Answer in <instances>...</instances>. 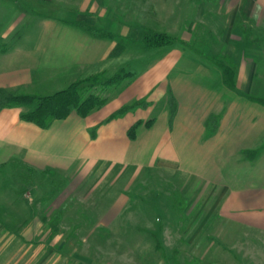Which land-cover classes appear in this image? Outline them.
<instances>
[{"label":"rangeland","instance_id":"rangeland-1","mask_svg":"<svg viewBox=\"0 0 264 264\" xmlns=\"http://www.w3.org/2000/svg\"><path fill=\"white\" fill-rule=\"evenodd\" d=\"M149 3L20 1L15 2L20 12L12 7L5 24L9 22L23 33L36 35L38 28L67 26L63 19H84L134 37H141L144 27L149 26L184 38L195 49L213 56L227 54V40L236 49V58H232L237 86L233 92L240 99L234 102V122L252 123V117H262L264 121L258 105L245 99L248 93L264 96V24L238 16L227 36L225 3L189 0L185 15L172 18H161ZM21 31L13 38H22ZM194 48L179 43L151 50L129 47L121 56H107L100 64H92L84 70V76L101 70L112 75L121 67L135 73L133 80L105 93L106 104L92 116L146 99L154 105L136 111L129 120L156 119L162 110L170 111V93L176 90L180 93L177 108L180 104L186 111L185 118L192 117L187 112L191 102L195 108L209 112L217 101L212 96L220 89L221 69ZM174 77H181L182 82H171ZM149 78L154 86L148 92L143 80ZM59 87H36L32 91L51 94ZM199 117L194 116L196 120ZM246 141L241 147L250 148L247 145L252 142ZM237 143L228 148L235 155L241 148ZM183 149L182 164L188 167L185 171L161 161L158 155L172 154L162 147L150 149L141 158L145 164L158 157L154 164H140L136 171L117 165L53 174L12 166L7 180L12 190L11 206L0 205V264H264L262 250L244 252L241 243L216 238L215 228L202 230L199 210L208 204L201 201L203 189L200 180L194 178L195 148ZM242 162L243 155H236V172L242 171ZM254 164H250L251 169ZM26 177L31 181L26 182ZM185 187L189 195L186 200L180 194Z\"/></svg>","mask_w":264,"mask_h":264},{"label":"crops","instance_id":"crops-1","mask_svg":"<svg viewBox=\"0 0 264 264\" xmlns=\"http://www.w3.org/2000/svg\"><path fill=\"white\" fill-rule=\"evenodd\" d=\"M20 1L27 0H0V38L6 44V49L0 52V88L29 94H44L42 91L33 92L32 89L36 87L49 88L58 85L61 86L59 90L64 89L75 80L85 77L83 72L86 68L92 64H100L110 56L116 45L114 40L95 38L68 23L85 21L84 19H63L62 23L67 26L38 28L36 35L20 30L24 34L23 39L13 38L15 33L20 32L19 27L9 22L5 24V18L10 16L12 7L20 12L15 4ZM210 1L226 4L227 36L230 35L238 16L264 24V0ZM85 2L90 0H83ZM149 2L158 16L172 18L185 15L189 0ZM98 26L105 27L104 24ZM105 28L117 34L131 36L112 27ZM226 47L228 52L224 56L235 59L234 45L226 40ZM221 75V85L218 86L220 89L212 96L217 101L216 104L214 101L215 107L209 112L195 108V103L191 102L187 112L192 117L185 118L183 115L186 111L179 104L173 120L170 121V111L162 110L151 127H146L144 123L138 128L135 139L129 137L128 130L136 122L149 119H129L136 111L150 109L154 105L152 101L147 108H139L111 121H107L108 117L120 107L98 116H92L96 109L86 117L72 112L66 119L56 120L46 129L22 119L21 114L29 110L26 107L0 109V205L6 208L11 206L12 190L7 180L12 166L22 165L28 170L53 174L55 171L71 172L81 168L91 170L117 165L136 171L140 164L152 165L159 157L171 168L178 165V169L185 171L188 167L182 164L185 156L183 148L193 146L194 178L200 180V189H203L200 193L201 201L208 204L199 210L202 230L207 227L215 228L216 238L224 239L227 243L237 241L242 244L244 252L255 249L264 252V121L262 117H252V123L234 122V102L240 98L226 87L222 71ZM143 81L148 84L146 90H152L154 84L150 83L154 81L150 78ZM171 82L179 84L182 78L174 77ZM185 82L188 83L187 80ZM174 93L178 99L180 93L177 90ZM249 95L251 94H246L245 99L258 105V113H264V105L251 100ZM196 114L200 115L197 120L194 118ZM210 114L222 115L213 135H207L206 132V122ZM256 115L258 114L254 116ZM166 118L167 124L164 123ZM246 140L252 142L247 145L250 148L241 147L247 144ZM235 142L241 147L237 149L236 155H243L242 171L237 172L236 155L233 150L228 151V148L234 147ZM154 147H162L172 151V154L158 155L157 158L142 163L141 158ZM246 150L258 152L249 155L245 153ZM251 163H255L253 169L250 167ZM187 191V187L181 190L184 200L189 198V195L186 196ZM206 194L207 197H203Z\"/></svg>","mask_w":264,"mask_h":264},{"label":"trees","instance_id":"trees-1","mask_svg":"<svg viewBox=\"0 0 264 264\" xmlns=\"http://www.w3.org/2000/svg\"><path fill=\"white\" fill-rule=\"evenodd\" d=\"M69 24L82 29L91 36L99 39H110L116 41L114 49L111 51V57H118L125 53L129 47H141L145 50L160 49L173 46L176 43L190 46L194 45L181 37L173 36L167 32L158 31L152 27H144L141 38H134L117 34L105 27L91 25L85 21H70ZM6 49V44L0 38V52ZM196 50L201 52L207 60L221 69L224 84L231 90L237 86V71L234 60L230 56H211L203 49ZM135 77V73L129 71L125 67H121L114 74L108 75L106 70L81 77L66 88L56 91L52 94H29L16 93L0 88V109L13 107H26L29 110L21 114L22 119L32 122L44 129L49 128L54 121L66 119L72 112H77L80 116L86 117L93 110L100 109L107 102L105 93L120 88L124 82L131 81ZM251 100L264 105V96L249 95ZM151 104L146 99L136 100L130 104H125L114 111L107 119L111 121L125 114L135 111L139 108H147ZM170 121L173 120L177 111L176 97L170 93ZM221 114H210L206 122L207 135H213L219 125ZM155 118L148 121H138L129 130L130 138L135 139L138 128L145 123L146 127H151ZM258 150H246L245 153L254 155ZM30 171H33L29 169ZM31 181L26 177V182ZM56 227V226H55ZM56 230V228H55Z\"/></svg>","mask_w":264,"mask_h":264}]
</instances>
